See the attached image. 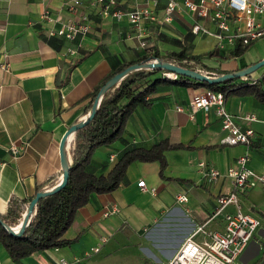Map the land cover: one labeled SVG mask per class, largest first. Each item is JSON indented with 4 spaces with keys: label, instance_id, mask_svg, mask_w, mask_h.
Here are the masks:
<instances>
[{
    "label": "crops",
    "instance_id": "0c3cea01",
    "mask_svg": "<svg viewBox=\"0 0 264 264\" xmlns=\"http://www.w3.org/2000/svg\"><path fill=\"white\" fill-rule=\"evenodd\" d=\"M68 1L71 0H0L2 217L8 216L12 201L27 208L37 193L61 181L64 170L60 145L64 135L88 117L96 89L125 62L183 51L187 56L203 57L200 62H183L187 69L199 71L192 64L203 65L211 77H217L238 73L264 59V38L252 44L243 56L235 57L231 48L219 45L215 35L194 34L196 23L211 31H215V25L185 9L175 13L169 23L163 22L167 0H118L125 11L158 1V19L143 21L142 30L128 20L105 18L99 9L84 6L78 18L89 15L91 31L83 39L78 55L66 57L68 43L50 36V25L41 16L47 10L54 19L68 18ZM263 75L264 67L235 83L253 82ZM156 78L159 77L151 76L149 82ZM207 89L160 84L149 97L150 104L134 110L122 137L100 147L88 168L97 176L108 175L134 148L151 149L165 140L187 146L165 152L168 166L164 177L160 175L159 161L131 164L118 189L93 194L80 210L64 235L67 240H76L71 245L14 261L0 244V264H113L120 257L125 263L130 260L126 252L136 247L146 253L141 255L144 264H164L198 226L207 224L210 231H222L225 214L238 209L230 205L223 214L212 218L218 197L234 189L229 168L248 153V167L257 174L264 173V103L253 96L226 100V108L238 124L255 131L249 147L231 146L225 142L226 132L216 107H194L195 98ZM248 115H255L256 120H246ZM14 147L19 153L14 154ZM212 167L220 171V177L210 183L204 173ZM142 180L145 189L139 186ZM179 194L187 195L189 201L177 202ZM115 205L120 212L104 217V210ZM240 205L243 212L261 218L263 225L237 264H264V189L257 186L240 195ZM104 235L109 236L108 242L99 253L88 257L86 253L98 246Z\"/></svg>",
    "mask_w": 264,
    "mask_h": 264
},
{
    "label": "built area",
    "instance_id": "2783aa9c",
    "mask_svg": "<svg viewBox=\"0 0 264 264\" xmlns=\"http://www.w3.org/2000/svg\"><path fill=\"white\" fill-rule=\"evenodd\" d=\"M66 4L69 13L68 18L54 19L46 10L42 14L41 20L46 25H50L47 31L50 36L59 37L68 43L69 46L65 55L70 58L78 55L83 47V39L92 28L89 15L84 14L78 18L80 9L86 5L99 9L105 18H112L117 21L128 20L139 30H142L143 21H156L158 19L156 12L158 1L147 3L132 11L121 9L118 0H71ZM182 9L191 12L199 19L214 24L216 29L211 31L196 23L192 32L197 35L200 33L215 35L219 40V45L223 48H233L238 45L249 46L264 38V0H167L162 18L163 22L172 21L174 14ZM143 45L146 46L147 41H144ZM199 71L210 76L207 71ZM165 75L171 79H176L177 76V74L169 72H166ZM194 107L199 110H209L216 107L222 129L226 132L225 142L228 145L249 147L253 143L255 131L251 128L243 129L238 124L235 117L228 112L226 100L221 92L207 89L195 98ZM178 109L181 110V107ZM246 120H256V116L248 115ZM69 149L70 147H68V151ZM13 152L17 154L19 150L14 147ZM249 161L250 156L245 153L229 168L228 176L233 181L234 189L231 193L221 195L217 199V209L212 218L223 214L230 205H237L238 207L236 212L225 214L224 229L222 231H210L207 224L198 226L176 254L164 264H237L238 258L263 225L261 218L243 212L240 205V195L257 186L264 189V173H255L248 167ZM204 176L212 183L218 180L220 171L212 167L204 173ZM139 186L145 189V181H140ZM188 201V196L185 194L177 196L179 203L183 204ZM119 212L120 208L115 205L111 209L104 210V217L116 215ZM22 223L21 220L12 229L18 232ZM108 240V235L102 236L100 244L90 249L86 255L89 257L99 253ZM62 264L68 263L62 262Z\"/></svg>",
    "mask_w": 264,
    "mask_h": 264
},
{
    "label": "trees",
    "instance_id": "16d2710c",
    "mask_svg": "<svg viewBox=\"0 0 264 264\" xmlns=\"http://www.w3.org/2000/svg\"><path fill=\"white\" fill-rule=\"evenodd\" d=\"M251 46L233 47L231 48L232 54L235 57L243 56ZM212 54L213 52L209 55ZM202 58V56H187L182 51L172 52L166 57H161L156 53L153 56H143L137 61L125 62L96 89L93 94L92 108L100 91L112 78L136 65L142 66L155 59H162L188 68L183 62H200ZM159 71L160 69L134 70L107 89L93 119L76 132L71 142V169L66 185L55 194L39 200L35 215L24 233L13 235L6 228V226L14 227L21 222L22 215L27 210L24 204L12 201L8 216L0 215V244L5 247L12 260L20 261L35 252L64 248L76 241L67 240L64 235L75 223L80 210L90 202L93 194H108L118 189L131 164L137 161H159L161 163L160 175L164 177V171L168 166L165 152L187 148V146L171 144L169 140H165L151 149L134 148L128 151L108 175L97 176L88 170L96 151L102 146L111 145L122 137L126 122L134 110L139 106H148L149 97L160 84L173 83L186 87H206L221 92L225 100L234 96H253L259 102L264 103V75L259 80L253 82L248 80L240 84L235 83L241 79L238 77L216 84L202 83L186 77L179 79L159 77L149 82V78ZM146 84L147 87L143 88ZM59 183H54L50 188Z\"/></svg>",
    "mask_w": 264,
    "mask_h": 264
},
{
    "label": "water",
    "instance_id": "95a60500",
    "mask_svg": "<svg viewBox=\"0 0 264 264\" xmlns=\"http://www.w3.org/2000/svg\"><path fill=\"white\" fill-rule=\"evenodd\" d=\"M264 67V59L249 66L248 68L244 69L243 71H240L238 73H232V74H226L222 76H217V77H211L209 75H206L200 71H195L191 69H187L178 65H175L173 63H170L168 61H164L162 59H155L153 62L145 63L142 66L136 65L127 71H124L122 73L117 74L114 78H112L100 91L99 96L95 100L93 109L91 110L90 114L88 117L81 121L78 124H75L70 127V129L66 132L64 135L61 145H60V153H61V158H62V164H63V178L60 181L59 184H57L55 187L50 188L48 190L42 191L37 193L36 197L30 202V204L27 207V210L25 214L23 215L22 218V227L21 229L17 232L12 227L6 226L7 230L11 232L13 235H21L24 233L25 229L27 226L30 224L33 214L35 212V208L37 203L39 202L40 199L48 197L50 195L55 194L56 192L60 191L67 183L69 179V171L71 169V160H70V153L68 151V147L71 146V142L76 134V132L86 126V124L89 123L90 120L93 119V117L96 114V111L98 110V107L100 105V102L102 100L103 95L107 91V89L123 79L125 76L133 72L134 70L137 69H142V70H151V69H160V70H165L166 72L169 73H174L182 77H186L190 80H195L199 81L202 83H209V84H216V83H221L223 81H226L228 79L238 77V78H244L246 76H250L254 72L260 70L261 68Z\"/></svg>",
    "mask_w": 264,
    "mask_h": 264
},
{
    "label": "rangeland",
    "instance_id": "374dc122",
    "mask_svg": "<svg viewBox=\"0 0 264 264\" xmlns=\"http://www.w3.org/2000/svg\"><path fill=\"white\" fill-rule=\"evenodd\" d=\"M192 67L199 69V70L207 71V68L204 67L203 65L197 64L196 66H193V64H192ZM147 71H150V70L148 69ZM165 73H166L165 70H160L158 73L154 74V77H165L166 76ZM179 78H181V76L177 75L176 79H179ZM143 252L144 251L140 247L133 248L130 251L126 252V254H128L130 257L129 261L127 260V261H125V263H123L122 257H120L119 260L114 261L113 264H144L142 261L143 258L141 257V255H143V254L146 255V253L145 252L143 253Z\"/></svg>",
    "mask_w": 264,
    "mask_h": 264
}]
</instances>
